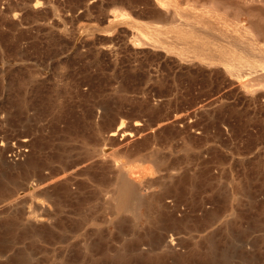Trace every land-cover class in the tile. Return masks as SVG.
Wrapping results in <instances>:
<instances>
[{
  "label": "rangeland",
  "instance_id": "374dc122",
  "mask_svg": "<svg viewBox=\"0 0 264 264\" xmlns=\"http://www.w3.org/2000/svg\"><path fill=\"white\" fill-rule=\"evenodd\" d=\"M262 8L0 0V137L32 143L25 162L0 159L2 263L264 264L263 63L236 69L179 37L199 14L264 46ZM133 163L156 172L133 175L144 200L118 211L116 165Z\"/></svg>",
  "mask_w": 264,
  "mask_h": 264
},
{
  "label": "bare ground",
  "instance_id": "6f19581e",
  "mask_svg": "<svg viewBox=\"0 0 264 264\" xmlns=\"http://www.w3.org/2000/svg\"><path fill=\"white\" fill-rule=\"evenodd\" d=\"M245 1V3L246 4H253V5H258V6H263L264 7V0H244ZM222 2V1H221ZM177 11H179V10H177ZM166 12V11H165ZM176 12V11H175ZM169 12H167V14L165 15L166 16V18L170 15V13L168 14ZM177 13V12H176ZM184 13V12H183ZM254 13V12H253ZM178 14H179V12H178ZM186 14V13H185ZM257 14H258V16H260L261 18H263L264 19V8H262V9H258L257 10ZM121 15V14H120ZM172 15V14H171ZM189 15V14H188ZM176 16H178V15H176ZM176 16H172L173 17V19L176 21ZM181 16V15H180ZM196 16H197V14H196ZM198 16H200L199 14H198ZM197 16V18L195 17V19L193 18L194 16L192 15V18L194 19V23H195V25L196 26H200L201 28H203L204 27V30H205V34H200L199 32H202V31H204V30H201V31H199L200 29H198L199 27H197V28H195L194 26L195 25H193L192 24V26H191V28L189 29V30H183L182 28V32H183V34L181 35V36H179V37H182V38H184L183 40H184V42H182L183 43V45H184V47H185V45H187V46H190V47H193V49H192V52H193V50H195L196 52H197V54H198V56H201V57H206V59L207 58H214V59H216V61H218L219 63H221V64H226V65H232L234 68H236V69H243V68H248V67H251V66H253L254 64H256V63H263V66H264V46H260L258 43H256V42H252V41H248V40H245V39H243V38H238L237 36H236V34L235 33H232L230 30H226L225 28H222L221 26H218V25H216V24H212V23H210L207 19H208V17H206V19L203 17H198ZM211 16V15H210ZM116 17H118V16H116ZM120 17V16H119ZM122 17V16H121ZM170 17V16H169ZM171 17V18H172ZM175 17V18H174ZM179 18V17H178ZM185 18V17H184ZM169 19V18H168ZM167 19V20H168ZM186 19H187V17H186ZM183 20V19H182ZM210 20V19H209ZM114 21V20H113ZM171 21H172V19H171ZM192 21V20H191ZM187 22V21H186ZM189 22H190V20H189ZM193 22V21H192ZM212 22V21H211ZM169 23H170V21H169ZM177 23V22H176ZM214 23V22H213ZM173 24H174V22H173ZM188 24V23H187ZM220 25V24H219ZM173 26V25H172ZM179 26H181V25H179ZM183 27H186V26H183ZM189 27V26H188ZM193 27V28H192ZM179 30V31H180ZM172 31V30H171ZM199 31V32H198ZM161 32V31H160ZM176 32V31H175ZM153 33V32H152ZM162 33V32H161ZM164 33H167V31L166 32H164ZM178 32H176V34H177ZM139 34V33H138ZM160 34V33H159ZM180 34V33H179ZM178 34V35H179ZM153 36V35H152ZM154 36H155V34H154ZM156 36H158V35H156ZM162 36V35H161ZM168 36V35H167ZM163 37H166L165 35L163 36ZM167 38V37H166ZM182 38H178V39H182ZM154 39V38H153ZM177 39V40H178ZM225 39H228L229 40V42H230V40L233 42V44H232V42H230V47L229 46H225L224 45V41L226 42L227 40H225ZM140 40V39H139ZM142 40V39H141ZM158 40V39H157ZM164 40V39H163ZM169 40V39H168ZM182 40V41H183ZM175 41V40H174ZM179 42H180V40H178ZM177 41V42H178ZM142 42V41H141ZM171 43H173V41L171 42ZM140 44V43H139ZM138 44V45H139ZM162 44V43H161ZM181 45V44H180ZM232 45V46H231ZM228 47V48H227ZM137 48V47H136ZM188 48V47H187ZM184 49V48H183ZM189 50V49H188ZM188 50H186L185 49V51H188ZM194 53V52H193ZM201 59V58H200ZM203 59V58H202ZM208 60V59H207ZM249 72V71H248ZM176 120V119H175ZM177 121V120H176ZM178 122V121H177ZM173 123V122H172ZM122 125V124H121ZM163 125V124H162ZM123 126V125H122ZM138 126H140L139 124H135V127H138ZM157 128H159V127H157ZM149 129V128H148ZM147 129V130H148ZM157 130H159V129H157ZM143 131V130H142ZM149 131H150V129H149ZM136 132V131H135ZM139 132V131H138ZM147 133V132H146ZM145 133V134H146ZM148 134V133H147ZM139 135V134H138ZM109 136V135H108ZM128 136H129V134H128ZM130 136H132V133L130 134ZM140 136V135H139ZM110 137L111 138H116L117 137V131H115V132H112L111 134H110ZM134 137V136H133ZM137 137V136H136ZM131 138V137H130ZM129 138V139H130ZM113 140V139H112ZM116 140V139H115ZM114 140V141H115ZM132 142V141H131ZM141 145V144H140ZM140 149V148H139ZM136 150V149H135ZM135 150H133L134 152H135ZM104 157V156H103ZM107 159H108V157H106ZM94 159V158H93ZM98 162V161H97ZM114 162V161H113ZM116 160H115V164H116ZM156 162L158 163V164H160L161 163V159L160 160H156ZM90 163V162H89ZM136 163V162H135ZM135 163H133L132 165H130V167L129 168H126L127 166L126 165H122V166H118V165H116V167H117V169H120V175H118L117 176V180H118V182H117V186H116V188H115V192H114V195H115V197H114V202H115V208H116V210H127V211H129V212H134L135 213V211H138V205L140 206V204L143 202V200H144V194H143V189H142V184L141 183H136L135 182V180H134V178H133V175H138V173L140 174V175H138V176H141V177H143L144 176V173L146 174V176H152L153 174H154V171H152L150 168L149 169H147L146 168V170L143 172V171H140V169L141 168H143L142 167V165L141 166H139V163H138V166H139V170H138V166H136L137 165V163H136V165H135ZM77 165V164H76ZM74 166V165H73ZM90 166V165H89ZM84 167V166H83ZM141 167V168H140ZM45 168V167H44ZM77 168V167H76ZM115 168V167H114ZM190 168V167H189ZM82 169V168H81ZM85 169V168H84ZM88 169V168H87ZM87 169H86V171H87ZM93 169V168H92ZM105 169H106V167H105ZM116 169V170H117ZM154 169V168H153ZM191 169V168H190ZM73 170V169H72ZM76 170V169H75ZM79 170V169H78ZM193 169H191V171H192ZM30 171H32V170H30ZM81 171V170H80ZM79 171V172H80ZM110 171V170H109ZM167 171V170H166ZM172 171V170H171ZM170 171V172H171ZM190 171V170H189ZM113 172V171H112ZM156 172V171H155ZM178 172V171H177ZM111 173V172H110ZM114 173H115V171H114ZM164 173V172H163ZM191 173V172H190ZM75 174H76V172H75ZM78 174V173H77ZM80 174V173H79ZM117 174V173H116ZM160 174V173H159ZM185 174V173H184ZM81 175V174H80ZM180 175V174H179ZM82 176V175H81ZM112 176V175H111ZM146 176L145 177H143V178H146ZM166 174H163V175H157L156 177H160L159 178V181L160 182H162V183H164L165 182V179H166ZM173 176H177V175H173ZM85 177V176H84ZM86 177H89V176H86ZM170 177H172V176H170ZM178 177V176H177ZM197 177V176H196ZM66 178V177H65ZM64 178V179H65ZM95 178V177H94ZM94 178H92V179H94ZM174 179H176V177H173ZM173 178H171V180L173 179ZM90 179H91V177H90ZM149 179V178H148ZM23 180V179H22ZM97 180V179H96ZM115 180V179H114ZM139 180V179H138ZM153 180V179H152ZM151 180V181H152ZM58 182H59V179L57 180ZM140 181V180H139ZM145 181V180H144ZM150 181V180H149ZM156 181V180H155ZM54 183H55V181H53ZM53 182H51V184L53 183ZM112 183V182H111ZM153 183V182H152ZM50 184V183H49ZM48 185V184H47ZM87 185V184H86ZM41 187H42V185H41ZM40 187V188H41ZM45 187V186H44ZM111 187H113V186H111ZM39 188V189H40ZM46 188V187H45ZM76 188V187H75ZM154 188V187H153ZM177 188V187H176ZM25 189V188H24ZM7 191V190H6ZM159 191V190H158ZM157 191V192H158ZM162 191V190H161ZM166 191V190H165ZM34 193V192H33ZM6 195V194H5ZM109 195V194H108ZM110 198V197H109ZM108 198V199H109ZM106 199V198H105ZM155 199V198H154ZM84 200V199H83ZM55 201V200H54ZM75 201V200H74ZM85 201V200H84ZM173 201V200H172ZM11 202H13V201H11ZM113 202V201H112ZM16 203H18V202H16ZM10 204H12V203H10ZM19 204V203H18ZM9 205V204H8ZM14 205V204H13ZM43 204H41V206H42ZM12 206V205H11ZM44 206V205H43ZM42 206V207H43ZM3 207V206H2ZM5 207V206H4ZM15 207V206H14ZM41 207V208H42ZM45 207V206H44ZM43 207V208H44ZM16 208V207H15ZM46 208V207H45ZM177 208V207H176ZM4 209H7V208H4ZM172 210V209H171ZM2 211V210H1ZM113 211V210H112ZM143 211V210H142ZM226 211V210H225ZM172 212V211H171ZM157 214V213H156ZM166 214V213H165ZM177 214V213H176ZM30 215V214H29ZM150 215V214H149ZM157 215H159V214H157ZM174 215V214H173ZM160 216V215H159ZM150 217V216H149ZM148 217V218H149ZM175 217V216H174ZM17 218V217H16ZM25 218V217H24ZM23 218V219H24ZM31 218V219H30ZM144 218V217H143ZM173 218V217H172ZM10 219H12V218H10ZM160 218H158V220H159ZM170 219V218H169ZM177 219V218H176ZM13 220V219H12ZM18 220V219H17ZM29 220H34L35 222H42L43 221V219H32V217H29ZM110 220V219H109ZM167 220V219H166ZM180 220H182L181 218H180ZM184 220V219H183ZM182 220V221H183ZM23 221V220H22ZM106 221H107V219H106ZM172 221V220H171ZM188 221V220H187ZM186 221V222H187ZM207 222H209V221H207ZM211 223V222H210ZM5 224V223H4ZM16 224H18V223H16ZM40 224V223H39ZM159 224H161V223H159ZM164 224H165V222H164ZM170 224H173L172 222H170ZM178 224V223H177ZM9 225V224H8ZM175 225V224H174ZM21 226V225H20ZM168 226V225H167ZM172 226V225H171ZM163 227V226H162ZM177 227V226H176ZM209 227H211V226H209ZM208 227V228H209ZM36 228V227H35ZM34 227H33V229H35ZM172 228V227H171ZM181 227L179 226V228L177 227V229H180ZM206 228V227H205ZM30 229V228H29ZM37 229V228H36ZM32 230V229H31ZM168 230H169V228H168ZM171 230V229H170ZM174 230V229H173ZM172 230V231H173ZM182 230V229H181ZM35 231V230H34ZM164 231H165V229H164ZM175 231V230H174ZM11 232H14V230L13 231H11ZM23 232H24V230H23ZM26 232V231H25ZM29 232V231H28ZM31 232V231H30ZM37 232H38V229H37ZM41 232V231H40ZM162 232V231H161ZM16 233V232H15ZM14 233V234H15ZM167 233V232H166ZM13 234V233H12ZM23 234V233H22ZM162 234H163V232H162ZM161 234V235H162ZM1 235V234H0ZM29 235H30V233H29ZM32 235V234H31ZM45 235V234H44ZM27 236V235H26ZM34 236V235H33ZM39 236V235H38ZM165 236H168V235H165ZM152 237V236H151ZM156 237V236H155ZM169 237V236H168ZM168 237H166L167 238V240H168ZM162 238V237H161ZM25 239H26V237H25ZM27 239H28V237H27ZM154 239V238H153ZM174 238L172 237V236H170L169 237V242H167V241H165V243L167 244H171L172 246H174L175 245V242H174ZM163 241H164V239H163ZM23 241H21V243H22ZM164 243V244H165ZM15 244V243H14ZM30 246V245H29ZM158 246V245H157ZM161 246V245H160ZM207 247V246H206ZM213 247V246H212ZM1 248V247H0ZM31 248V247H30ZM160 248H162V247H160ZM169 248H172V247H169ZM33 249V248H32ZM214 249V248H213ZM3 250V249H2ZM30 250V249H29ZM34 251V250H33ZM166 251H167V249H166ZM195 251V250H194ZM168 252V251H167ZM0 253H2V251H0ZM3 253H4V251H3ZM8 253V252H7ZM189 254V253H188ZM198 254V253H197ZM3 255H6V254H3ZM109 255H110V253H109ZM112 255V254H111ZM21 256V255H20ZM107 256H108V254H107ZM152 256V255H151ZM108 258H110V256L108 257ZM112 258H113V256H112ZM211 258V257H210ZM224 258V257H223ZM11 259V258H10ZM212 259V258H211ZM120 260V259H119ZM203 260V259H202ZM7 261H8V259H7ZM12 261V260H11ZM2 262H4L3 261V259L2 258H0V264H3ZM28 262V261H27ZM5 263H6V261H5ZM15 263V262H14ZM35 263V262H34ZM12 264V263H11ZM16 264V263H15ZM36 264V263H35Z\"/></svg>",
  "mask_w": 264,
  "mask_h": 264
},
{
  "label": "built area",
  "instance_id": "2783aa9c",
  "mask_svg": "<svg viewBox=\"0 0 264 264\" xmlns=\"http://www.w3.org/2000/svg\"><path fill=\"white\" fill-rule=\"evenodd\" d=\"M32 152L31 139L8 130L0 137V159L16 165L25 162Z\"/></svg>",
  "mask_w": 264,
  "mask_h": 264
},
{
  "label": "snow or ice",
  "instance_id": "6c2138e0",
  "mask_svg": "<svg viewBox=\"0 0 264 264\" xmlns=\"http://www.w3.org/2000/svg\"><path fill=\"white\" fill-rule=\"evenodd\" d=\"M158 2H159V0H158Z\"/></svg>",
  "mask_w": 264,
  "mask_h": 264
}]
</instances>
